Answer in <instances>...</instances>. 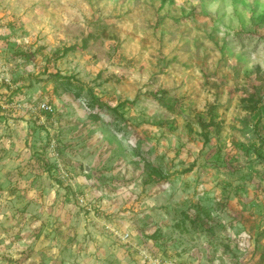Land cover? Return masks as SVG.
<instances>
[{
  "label": "rangeland",
  "instance_id": "1",
  "mask_svg": "<svg viewBox=\"0 0 264 264\" xmlns=\"http://www.w3.org/2000/svg\"><path fill=\"white\" fill-rule=\"evenodd\" d=\"M0 264H264V0H0Z\"/></svg>",
  "mask_w": 264,
  "mask_h": 264
},
{
  "label": "built area",
  "instance_id": "2",
  "mask_svg": "<svg viewBox=\"0 0 264 264\" xmlns=\"http://www.w3.org/2000/svg\"><path fill=\"white\" fill-rule=\"evenodd\" d=\"M44 109H46V110H52L51 108H49L48 106L46 107V108H44Z\"/></svg>",
  "mask_w": 264,
  "mask_h": 264
}]
</instances>
